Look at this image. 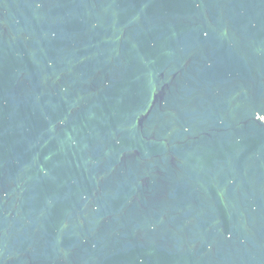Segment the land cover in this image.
Instances as JSON below:
<instances>
[{
  "label": "water",
  "instance_id": "water-1",
  "mask_svg": "<svg viewBox=\"0 0 264 264\" xmlns=\"http://www.w3.org/2000/svg\"><path fill=\"white\" fill-rule=\"evenodd\" d=\"M0 264H264V0H0Z\"/></svg>",
  "mask_w": 264,
  "mask_h": 264
}]
</instances>
